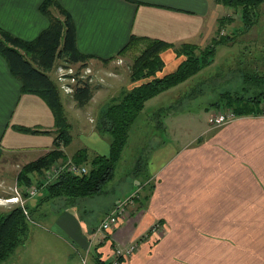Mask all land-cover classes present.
I'll list each match as a JSON object with an SVG mask.
<instances>
[{
    "label": "crops",
    "instance_id": "crops-1",
    "mask_svg": "<svg viewBox=\"0 0 264 264\" xmlns=\"http://www.w3.org/2000/svg\"><path fill=\"white\" fill-rule=\"evenodd\" d=\"M57 1L71 16L77 49L94 55L89 64L98 68L87 73L91 84H97L85 108L90 133L82 128L85 135L71 136L70 145L80 143V148L102 155L110 152V137L98 130L100 116L112 99L136 84L131 70L153 42L166 43L158 52L159 76H164L185 60V46H195L199 54L215 45L216 52L220 27L222 35H247L244 25L236 23L237 14L242 19L240 11L224 0ZM44 2L0 0V28L22 39L36 38L50 24L40 10ZM67 103L78 108L72 96ZM209 107L212 111L205 115L215 112L196 119L191 136L171 119L178 113L169 112L154 123L167 137H150L151 131L137 125L140 115L120 160V177L117 167L99 196L41 203L40 229L30 230L14 255L16 264H82L83 259L86 264H111L116 246L131 245L140 236L137 250L121 264H264V116H238L214 125L211 116L224 108ZM72 117L78 121L80 116ZM67 118L70 130V114ZM55 129L45 100L22 91L0 52V167L13 158L28 164L50 152ZM128 152L133 155L126 160ZM136 189L141 197L128 214L111 231L99 230L105 214ZM33 221L36 225L35 215ZM159 222L158 231L149 230ZM41 242L50 248L30 250Z\"/></svg>",
    "mask_w": 264,
    "mask_h": 264
},
{
    "label": "trees",
    "instance_id": "trees-1",
    "mask_svg": "<svg viewBox=\"0 0 264 264\" xmlns=\"http://www.w3.org/2000/svg\"><path fill=\"white\" fill-rule=\"evenodd\" d=\"M223 3L240 11L245 28L242 32L248 33L255 23L259 24L260 19H257L261 17L264 0H224ZM40 10L48 17L50 24L32 40L19 38L0 28V52L6 58L11 72L20 80L22 91L38 95L45 100L53 113L56 126V131L53 132L56 133L54 149L26 164L23 172L18 175V179L22 180L20 185L27 188L33 184L31 183L33 175L41 178L38 180V193L35 195V199L39 198L40 203L54 198H64L74 203L78 198H91L105 192L106 185L115 177L116 168L128 143L133 125L143 111L146 102L209 67L213 63L215 45L199 54H196L195 46H185L182 49L185 60L180 66L170 74L157 77V74L161 72L158 52L166 46V43L153 42L136 59L132 68V79L135 82H142L122 96L112 99L100 116L98 130L110 137L109 154L91 153L86 148H80L70 161L86 165L87 173L70 174L65 171L50 182L43 176L52 165L59 162L61 158H65L61 149L62 142L64 140L68 143L72 138L69 133L68 118L63 108L61 84L57 79L55 80L54 76L56 62L63 60L69 63L64 65L65 68L79 64L81 69L87 66V61L94 55L77 49L71 16L57 0H45ZM222 29L220 27L218 30V45L234 43L235 37L222 35ZM256 72L246 76L244 81L247 85L243 90V95L235 96L224 93L225 103L218 101L214 103V106L232 109L237 116L261 114L264 109V75ZM73 77L76 78V82L69 83L71 96L77 107L83 109L93 97L95 87L90 83L91 78L82 77L80 71H76ZM249 92L251 95H248ZM138 163L140 164V161ZM42 191L43 193L39 195ZM27 196L26 194V198ZM28 209L32 215L33 210L27 206L26 208L15 206L9 210L0 211V264L12 258L17 249L28 241L31 230L30 216L26 211ZM106 215L107 213L104 218Z\"/></svg>",
    "mask_w": 264,
    "mask_h": 264
},
{
    "label": "rangeland",
    "instance_id": "rangeland-1",
    "mask_svg": "<svg viewBox=\"0 0 264 264\" xmlns=\"http://www.w3.org/2000/svg\"><path fill=\"white\" fill-rule=\"evenodd\" d=\"M261 10L262 15L257 19H260L259 24L257 25L255 23V26L248 33H246L247 35L244 36L245 38L236 35L237 38L235 37L236 41L234 43L230 45H218L216 47V56L213 65L203 69L198 75L193 76L185 82L166 91H163L159 95L148 100L143 111L140 114L141 118L139 119V124H137L140 129L142 131H151L150 137H159L158 135L161 136L162 134L163 137H167V135L162 133V131H160L154 125V123L155 121H158L160 119H165L169 116V112H171V115H173L174 113H178L177 115L173 116V118L171 117L173 121L178 120L177 127L181 126L183 130L184 128H187L191 136L195 134L198 125L196 119L200 121V119H203L204 116L207 118L210 116V114L215 112L213 111L212 113L205 115L207 109L211 110L209 105H214V103L218 101L220 103L222 101L224 104V93H230L231 95L235 96L243 95V90L247 85L244 81L247 75H253L256 71V73H258L259 75H264V5L262 6ZM237 16L238 17L236 23L238 25L243 24V20L239 18L238 14ZM257 45L261 47V51H259L260 47ZM240 59H244L245 61L241 62ZM89 60L87 61V65L89 64ZM65 64L69 63H66L63 60H58V62H56L57 67L55 69V80L57 79L58 81H60L58 78L60 75L62 80L61 82L66 84L67 82L74 84L75 79L72 76L76 73V71H81V73L83 72L84 75L81 73L80 74L82 77L86 78V76L88 77L89 74L93 75L94 72L98 70V68L91 66V64H89L90 66L88 65L89 67H85V70H83V68L80 69L79 64L70 65L68 69H61ZM132 73L131 75H133ZM161 73L162 72H159V74H157V77H163L159 76ZM130 77L132 79V76ZM140 82L142 81H136V84L132 86V88L138 86ZM60 92L66 96L65 97L64 95H62V101L64 104L63 108L66 107V115L70 114L71 116L72 128L69 130L70 135L75 139H78L83 134L85 135V133L82 132V128H85L86 126L88 127L87 130L90 133V128L88 126L89 122L87 118L88 114L85 111L86 107L84 109H78L75 108L71 103V106L74 107L77 110L76 111L72 107L68 106L69 104L67 102H69L71 97V88L67 89L66 85H63V87L60 89ZM248 95H251V93L249 92ZM64 101H66V104ZM67 106L69 108H67ZM68 109H70V111ZM89 113L92 114L91 112ZM74 115L80 116L78 121L72 117ZM257 116L264 115L258 114ZM141 134L144 137H147L143 133ZM78 144L72 143L70 145V140L68 143H65L63 140L61 149L65 154L66 159L61 158L59 162L65 165L70 160H72L73 155L80 150L81 145ZM132 155L133 153L128 152L126 154V160ZM32 156L34 155H31L29 158H32ZM26 162L27 161H23V163H20L18 159L15 158L12 159V162L11 159L2 162V164H6H3L4 166L0 167V170H2V174H0V211H6L15 206H19L22 208H26L27 206V208L33 210L32 215L30 214L29 209L26 211L30 216L29 221H31V229L36 231L40 229V227H38V206L41 205V201H38L39 198L33 199L30 202L27 200L35 197V195L38 193L37 183L41 178L33 175L34 177L31 182L33 183L32 186L27 187L28 191L22 189V186L20 185L22 180L18 179V175L23 172V167L26 165ZM117 169L118 179L120 177V174L124 172V168L122 164L119 163ZM34 187L37 190L36 194L31 195V190L35 189ZM42 193L43 191L39 193V195H41ZM26 194L28 195V199L26 198ZM14 197H18L19 200L15 201ZM54 199H52L51 201H53ZM89 201L90 203H96V200L93 199H90ZM33 215H35V219H37L36 225H32L34 223ZM49 248L50 247L49 245H47V243L41 242L36 248L31 246L30 250L37 251ZM5 264H16L15 256L7 260Z\"/></svg>",
    "mask_w": 264,
    "mask_h": 264
},
{
    "label": "built area",
    "instance_id": "built-area-1",
    "mask_svg": "<svg viewBox=\"0 0 264 264\" xmlns=\"http://www.w3.org/2000/svg\"><path fill=\"white\" fill-rule=\"evenodd\" d=\"M61 69H68V68L62 67ZM58 78L60 81H62L60 75ZM73 78L75 79V82H76V78L75 77ZM69 83L70 82H67V84L64 83L67 89H70ZM261 114L264 115V109ZM237 117L238 116L234 113L232 109H224V110H219L214 115H212L211 122L214 125H222L228 121L234 120ZM65 171L69 172L70 174H83V173H87L88 167L86 165L76 164L72 161H69L65 165H63L60 162H57L45 172V177L46 179H48V181L51 182V181H54L57 177H59ZM36 191H37L36 188L31 190V195H35ZM141 193L142 191L140 189H136L132 191L128 196L124 197L118 203H116L114 205L113 210L107 213L104 220L101 221L99 230L107 232V231H111L114 227H116L117 224L120 222V220L128 214V209L131 208L133 205H135L136 201L140 199ZM14 200L18 201L19 198L14 197ZM160 227H161L160 222L155 223L150 227L149 230L154 233L158 231ZM143 237L140 236L138 240H134L132 244L128 246H124V247L116 246L113 249V257H112L111 264H121L123 259L132 256L134 252L137 250L138 245ZM82 264H86L85 259H83Z\"/></svg>",
    "mask_w": 264,
    "mask_h": 264
}]
</instances>
